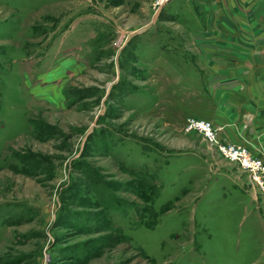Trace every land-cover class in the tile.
<instances>
[{
    "label": "rangeland",
    "instance_id": "374dc122",
    "mask_svg": "<svg viewBox=\"0 0 264 264\" xmlns=\"http://www.w3.org/2000/svg\"><path fill=\"white\" fill-rule=\"evenodd\" d=\"M153 4L0 0V264H264L261 195L186 129L239 143L228 62L264 61V0Z\"/></svg>",
    "mask_w": 264,
    "mask_h": 264
},
{
    "label": "crops",
    "instance_id": "0c3cea01",
    "mask_svg": "<svg viewBox=\"0 0 264 264\" xmlns=\"http://www.w3.org/2000/svg\"><path fill=\"white\" fill-rule=\"evenodd\" d=\"M229 2L230 0H228ZM223 15L227 19H231L232 17V14L226 11ZM239 18L240 25L241 23L242 26L246 24L250 28V31L253 29L260 30L263 27V17L261 15L258 16L257 13H255V16H244L240 12ZM249 18L251 19L250 21ZM224 28L227 29V33L230 32L227 38H232L229 24H225ZM250 35V40L252 41L249 43L251 46L247 51H263V42L260 41L261 39H258V37L261 38V31L260 33L254 31ZM228 67L227 77L229 79L227 81L231 83L230 101L231 105L235 107V111L233 114L234 118L227 121L224 127L227 131H234L235 134L232 137L236 139V142L239 141V143L247 144L257 154L264 155V153L259 152L260 150L253 149V147L258 148V145H264V129L258 125L259 119L262 121L264 117V61L261 59L254 60L249 57L244 58L243 61H229ZM243 91H246L245 95ZM252 100H255V103L258 100L263 101H260L259 105L256 106ZM248 116H251V118ZM246 118H249V120Z\"/></svg>",
    "mask_w": 264,
    "mask_h": 264
},
{
    "label": "built area",
    "instance_id": "2783aa9c",
    "mask_svg": "<svg viewBox=\"0 0 264 264\" xmlns=\"http://www.w3.org/2000/svg\"><path fill=\"white\" fill-rule=\"evenodd\" d=\"M170 1L172 0H154L153 6L155 10H160ZM186 129L200 132L223 157L244 169L250 177L255 193L261 195L264 202V158L261 155L254 153L247 144L220 140L218 129L209 120L189 118Z\"/></svg>",
    "mask_w": 264,
    "mask_h": 264
}]
</instances>
